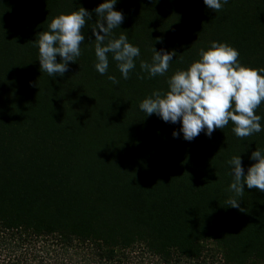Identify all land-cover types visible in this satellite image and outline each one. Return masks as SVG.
I'll return each mask as SVG.
<instances>
[{
	"label": "trees",
	"instance_id": "obj_1",
	"mask_svg": "<svg viewBox=\"0 0 264 264\" xmlns=\"http://www.w3.org/2000/svg\"><path fill=\"white\" fill-rule=\"evenodd\" d=\"M190 1L117 0L124 22L109 38L123 33L140 49L124 79L111 53L105 75L95 68L93 10L105 0H0V264H264V222L254 221L258 208L264 217V192L245 184L236 197L228 163L240 155L246 175L252 152L264 153V130L241 139L229 122L188 141L182 121L139 107L200 59L203 48L172 47L167 31ZM250 4L222 11L210 45L227 43L243 65L260 68L264 6ZM80 7L92 13L81 55L50 77L37 35ZM154 48L177 55L165 75L149 77L140 63L152 62ZM256 114L264 129V103ZM201 161L214 163L216 188L196 170Z\"/></svg>",
	"mask_w": 264,
	"mask_h": 264
},
{
	"label": "clouds",
	"instance_id": "obj_2",
	"mask_svg": "<svg viewBox=\"0 0 264 264\" xmlns=\"http://www.w3.org/2000/svg\"><path fill=\"white\" fill-rule=\"evenodd\" d=\"M229 0H204L205 5L215 13ZM117 0H105L93 11L99 17L92 27L95 37L96 71L105 75L109 68L108 54L117 62L124 79L135 68V58L140 49L128 41L125 34L109 38L113 29L124 22L121 11L114 10ZM92 13L80 7L70 13L54 17L47 31L38 33L35 43L38 46L40 68L50 77L63 76L68 71L69 62H76L81 55V45L85 41L83 29ZM107 41V42H106ZM152 62L141 61L140 68L149 77L163 76L170 62L177 55L175 50L157 51L153 49ZM239 51L227 43L213 41L207 50L201 49L200 59L191 63L186 70H177L168 79V90L154 91L139 105L147 116L157 114L165 122L182 121L180 132L184 139L191 141L206 131L210 137L216 129H224L231 122L232 131L244 139L262 130L260 115L256 110L264 103V67L253 68L239 61ZM57 56L61 62H57ZM113 84L119 81L108 75ZM141 79L144 77L141 76ZM174 137L179 132H173ZM252 164L245 175L241 156H233L228 163L232 166L233 182L229 191L242 197L245 184L248 189L264 192V153L259 149L252 152ZM206 186V185H205ZM228 204L239 208V201L230 197Z\"/></svg>",
	"mask_w": 264,
	"mask_h": 264
},
{
	"label": "rangeland",
	"instance_id": "obj_3",
	"mask_svg": "<svg viewBox=\"0 0 264 264\" xmlns=\"http://www.w3.org/2000/svg\"><path fill=\"white\" fill-rule=\"evenodd\" d=\"M247 1L248 0H245V3ZM221 3L223 4V0H221ZM243 3L244 0H229V2L224 4L223 8L217 13L209 9L205 5L204 0H191L189 4H184L178 8L179 16L176 20L179 21V26H173L167 30L172 33L170 45H174L175 47L193 45L196 46V48L207 50L210 47L211 35L213 34L216 24H218L217 20H221L222 11L227 9L229 5L244 7L245 9L250 3L251 7L255 8L264 6V0H250L246 3L247 6ZM174 32L177 34V37L173 35ZM139 148L144 147L139 146ZM195 167L197 171L204 170L212 177L211 184L213 187L216 186V181L220 183L217 177L218 175L214 172L213 162L201 161L199 164H196ZM227 191L225 190V198L228 199L229 196L227 195ZM259 214L260 209L258 208L257 218H254V221L264 222V217H259ZM258 247L261 252H264V240H262Z\"/></svg>",
	"mask_w": 264,
	"mask_h": 264
}]
</instances>
